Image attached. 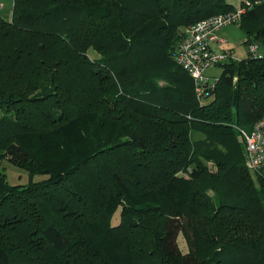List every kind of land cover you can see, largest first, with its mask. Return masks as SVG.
I'll return each mask as SVG.
<instances>
[{"label":"trees","instance_id":"obj_1","mask_svg":"<svg viewBox=\"0 0 264 264\" xmlns=\"http://www.w3.org/2000/svg\"><path fill=\"white\" fill-rule=\"evenodd\" d=\"M239 6L264 50V0ZM239 6L0 11V161L46 175L12 185L0 166V264H264V166L247 168L240 131L264 115V57L220 64L204 104L176 60L186 27Z\"/></svg>","mask_w":264,"mask_h":264},{"label":"built area","instance_id":"obj_2","mask_svg":"<svg viewBox=\"0 0 264 264\" xmlns=\"http://www.w3.org/2000/svg\"><path fill=\"white\" fill-rule=\"evenodd\" d=\"M245 11V7L239 6L235 10L213 15L184 29L176 60L193 77L195 93L201 104L207 102V97L218 81L217 77L213 78L207 71L229 59H237L231 50L225 48L226 41L219 37L218 32L225 26L239 23ZM215 45L220 50H216ZM246 47L251 57H264V50L257 43L249 42ZM240 131L245 143L246 166L257 172L264 166V115L250 131L243 128Z\"/></svg>","mask_w":264,"mask_h":264},{"label":"rangeland","instance_id":"obj_3","mask_svg":"<svg viewBox=\"0 0 264 264\" xmlns=\"http://www.w3.org/2000/svg\"><path fill=\"white\" fill-rule=\"evenodd\" d=\"M242 1L243 0H227V2L234 4L235 6H239ZM13 5H14V0H0V11L2 15L7 18H11ZM218 35L220 38L225 39L226 41L225 48L231 50L235 58L241 60L248 57L247 47L244 44L246 33L240 22L223 27L218 32ZM222 72H223V66L220 64L210 68L207 71V73L213 78L220 76ZM161 83H164V81H161ZM0 166L7 174L8 182L12 185H16V184L25 185V184H29L31 181H40L46 178V175H42V174H36L31 176V174L27 170L17 166L9 159H4L0 161ZM119 221H120V210H118L115 213L112 219V223L116 224ZM180 245L183 251L187 250L186 242L182 238L180 239Z\"/></svg>","mask_w":264,"mask_h":264},{"label":"crops","instance_id":"obj_4","mask_svg":"<svg viewBox=\"0 0 264 264\" xmlns=\"http://www.w3.org/2000/svg\"><path fill=\"white\" fill-rule=\"evenodd\" d=\"M214 48H215L216 50H220V48H219L217 45H215Z\"/></svg>","mask_w":264,"mask_h":264}]
</instances>
